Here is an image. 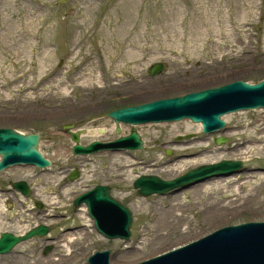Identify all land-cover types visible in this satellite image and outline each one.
<instances>
[{
  "label": "rangeland",
  "instance_id": "1",
  "mask_svg": "<svg viewBox=\"0 0 264 264\" xmlns=\"http://www.w3.org/2000/svg\"><path fill=\"white\" fill-rule=\"evenodd\" d=\"M154 62L165 68L150 76ZM262 78L264 0H0V127L38 133L39 149L52 161L47 168L13 166L0 173V232L52 225L46 236L0 255V264H86L101 249H110L112 264H131L225 225L263 221L264 150L246 153L250 144L251 150L259 145L254 133L264 122L262 109L231 112L226 120L224 114L225 126L211 134L188 119L120 123L116 133L105 115L234 79ZM71 124L79 143L134 127L143 147L73 156L62 131ZM215 137L226 140L217 144ZM203 157L212 158L192 163ZM221 159L239 160L236 177L246 184L200 188L201 181L149 196L132 187L139 175L172 179ZM72 168L79 176L67 179L65 170ZM19 179L32 186V197L11 187ZM95 184L110 186L131 210L128 240L102 237L85 206H72L74 196Z\"/></svg>",
  "mask_w": 264,
  "mask_h": 264
},
{
  "label": "water",
  "instance_id": "2",
  "mask_svg": "<svg viewBox=\"0 0 264 264\" xmlns=\"http://www.w3.org/2000/svg\"><path fill=\"white\" fill-rule=\"evenodd\" d=\"M164 68V63L154 62L147 68V72L154 76L161 73ZM256 107L264 109V78L256 83L235 79L183 95L157 98L113 109L105 115L115 123L116 133H119L120 122L135 125L176 121L182 118L200 122L202 131L211 133L224 125V120L220 118L222 114ZM66 127L64 125V128ZM69 134L72 151L76 154L86 155L103 150H135L143 146L142 139L134 128L127 135L114 140L105 142L93 140L86 145L79 143V132L69 131ZM225 140V137L214 139L217 144ZM39 141L38 133H22L11 127H0V171L20 164L38 167L50 165V161L38 149ZM241 166L239 160L222 159L190 168L172 179H162L154 174L139 175L132 182V187L139 196L164 194L169 190L185 188L210 177L236 173ZM76 176L77 171L72 170L69 178L73 179ZM10 185L23 196L30 193L25 180L11 181ZM81 203L85 204L101 235L108 239H129L132 212L110 194L108 185H94L76 196L73 204L79 206ZM36 205L41 206L39 202ZM51 227L52 225L40 223L21 235H14L9 231L1 232L0 254L10 252L12 247L21 241L44 236ZM87 264H111V251L109 249L95 251L87 257ZM133 264H264V221L223 226L199 239Z\"/></svg>",
  "mask_w": 264,
  "mask_h": 264
},
{
  "label": "bare ground",
  "instance_id": "3",
  "mask_svg": "<svg viewBox=\"0 0 264 264\" xmlns=\"http://www.w3.org/2000/svg\"><path fill=\"white\" fill-rule=\"evenodd\" d=\"M89 12L88 9L84 10V15L87 14ZM23 29V28H22ZM18 41V39H16V42ZM235 80V79H234ZM237 113H242V112H237ZM232 114L234 113H231V114H226L224 116L225 120L226 118H229ZM254 138L256 140V142L259 143L258 146H256L254 148V150H251V144L249 145V150L246 152L247 154H253V153H257L259 151H262L264 150V122L261 123L258 127H257V130L255 131L254 133ZM212 157H203L201 158L200 160H194L192 161V163H196V162H206L208 159H210ZM179 161V160H178ZM179 163V162H178ZM236 173H233V174H230L228 176H221V177H215V178H210L208 180H205L203 181L202 183H199V184H196L197 186H199L200 188L205 186V183L208 184L209 186H215L217 188H221V187H231L233 186L235 183H237L238 187H241L242 184H246V181L242 182V183H239L240 182V178H237L236 177ZM229 178V179H233V181H230V182H226V179ZM222 183H225V185H222ZM79 210H82L79 209ZM211 214V212L209 213ZM15 247V246H14ZM13 247V248H14ZM12 250V249H11ZM12 252V251H11ZM10 264H14L13 262H11Z\"/></svg>",
  "mask_w": 264,
  "mask_h": 264
},
{
  "label": "flooded vegetation",
  "instance_id": "4",
  "mask_svg": "<svg viewBox=\"0 0 264 264\" xmlns=\"http://www.w3.org/2000/svg\"><path fill=\"white\" fill-rule=\"evenodd\" d=\"M70 126H72L73 127V125H70ZM71 127V128H72ZM71 128H69V129H71ZM62 131L64 132V133H67V131H68V128L67 129H64V128H62ZM114 138V137H113ZM112 139V138H111ZM105 140H109V139H105ZM90 141V140H89ZM69 151H70V153H71V155H73V156H78V157H82V155H76V154H73L72 152H71V149H69ZM65 173H66V177H67V179H70L69 178V175H70V169L68 170V169H66L65 170ZM77 176H79V170H77ZM76 176V177H77ZM74 198V197H73ZM73 198H72V200H71V203H72V201H73ZM24 230H22L21 232H19V233H22ZM19 233H16V234H19ZM49 250V247L47 246V245H45V247H44V249H43V251L44 250Z\"/></svg>",
  "mask_w": 264,
  "mask_h": 264
}]
</instances>
